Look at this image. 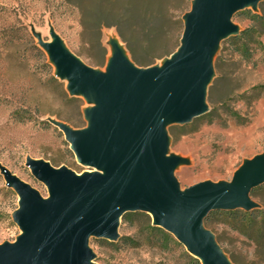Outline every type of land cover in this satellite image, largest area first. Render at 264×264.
Here are the masks:
<instances>
[{"label":"water","instance_id":"1","mask_svg":"<svg viewBox=\"0 0 264 264\" xmlns=\"http://www.w3.org/2000/svg\"><path fill=\"white\" fill-rule=\"evenodd\" d=\"M263 2L193 0L182 18L180 46L161 67H137L115 42L104 73L55 35L45 43L37 36L69 94L92 105L83 108L86 127L57 125L78 162L97 170L78 176L67 166L28 159L26 166L48 189L45 199L2 167L20 197L13 220L23 233L0 245V264H96L88 240H117L119 220L129 212L151 214L153 225L201 264H235L204 223L215 211L257 208L250 196L264 185V155L245 161L230 183L205 181L182 191L174 170L186 162L168 157L167 128L208 112L213 62L222 42L240 33L232 18Z\"/></svg>","mask_w":264,"mask_h":264},{"label":"rangeland","instance_id":"2","mask_svg":"<svg viewBox=\"0 0 264 264\" xmlns=\"http://www.w3.org/2000/svg\"><path fill=\"white\" fill-rule=\"evenodd\" d=\"M72 1L73 4L65 0H0V245L14 243L23 233L13 220L20 197L7 186L2 167L45 199L50 197L48 189L32 175L26 166L28 159L44 160L56 168L67 166L78 176L97 170L78 162L60 131L57 124L67 123L55 115H65L58 99L60 90L50 84L52 72L29 43L28 34L45 54L37 36L49 41L55 35L85 64L104 73L115 42H120L127 58L137 67L146 68L141 62L150 60L153 64L149 67H161L163 59L169 56L160 55L178 48L177 21L184 23L182 18L191 10L193 0H132L130 4L123 2L117 6L107 18L99 15L95 0ZM250 9L260 11L259 7ZM84 11L88 21L99 15V23L113 24L119 17H125L120 28L129 39L138 63L120 38L117 27L109 26L102 29L101 38L107 58L105 64L98 66L104 55L82 36ZM244 11L247 10L241 12ZM238 13L232 20L241 32L251 22L243 20ZM154 27L165 34L161 32L162 35L150 41L145 34ZM235 37L222 42L213 62L215 76L206 97L208 112L187 125L167 128L171 139L168 157L177 156L186 162L174 170L182 191L205 181L230 183L245 161L264 155V37L259 44L251 46L255 52L249 61L234 50ZM63 83L65 87L68 84ZM83 102L84 108L92 107L84 99ZM18 110L27 111L21 114L30 119L24 122L15 119ZM44 122L52 125L47 128ZM252 191L250 198L257 204L256 209L264 210V185ZM131 213L139 215L131 221L128 217ZM140 214H148L149 224L153 225L151 214L129 212L119 220V238L113 241L117 246L109 245L113 242L103 238L88 240L96 264H191L184 245L167 231L179 245L170 243L165 248L161 235L153 240L147 228L148 218ZM204 224L235 264H264V238L256 234L249 238L222 219L206 220ZM261 226L259 223L258 227Z\"/></svg>","mask_w":264,"mask_h":264},{"label":"trees","instance_id":"3","mask_svg":"<svg viewBox=\"0 0 264 264\" xmlns=\"http://www.w3.org/2000/svg\"><path fill=\"white\" fill-rule=\"evenodd\" d=\"M67 3L73 4L72 0H65ZM132 0H95V4L97 8H99V15L105 16L104 18L110 17L112 13L117 9V6H121L123 2L131 3ZM145 1H151L154 0H145ZM82 5V4H81ZM259 12H254L250 8L247 9V11L239 12L237 15H240L243 20H249L251 22V25L248 26L245 30L241 31L234 39V50L237 51L243 59L249 61L251 57L253 56L254 46L256 43L259 44L260 39L264 37V2L260 3L259 6ZM111 13V14H110ZM99 15L92 16L90 18V21L86 19V14L84 11V15L82 18V24H83V34L82 36L88 40V44H90L91 47H99L102 51V55H104V61L98 66H101L105 64L106 58H107V52L105 47L102 45V29L108 28L109 26L117 27L118 33L120 38L125 41L127 44L128 51L133 55L134 61L138 63L137 59L135 58V54H133L132 45L129 42V39L125 36V34L121 30V22L126 21L125 17H119L117 22L111 24V23H99ZM108 15V16H107ZM130 20V19H129ZM120 21V22H119ZM180 33H179V41L181 42L182 34L184 30V23L181 22L179 19L178 21ZM162 31L154 28H150L149 32L145 34V37L149 38L150 41H154L155 38L158 35L165 34ZM29 36V43L31 42L33 44L34 49L37 51V55L40 56L42 59H44V62L48 69L52 72V76L50 79V84L55 85L60 90L59 95V101L61 103V106L65 108V115L63 114H55L58 119L61 121H66L70 126H72L74 129L84 128L86 127V121L83 117V108H84V102L81 97H75L71 96L65 87L63 81L61 82L59 78H57L53 72V66L49 62L48 56L44 53V51L39 47V45L34 41L32 35L28 34ZM180 46V43L178 47ZM173 52L171 53H164L160 55L161 58H164L165 56H171ZM142 65L149 67L153 64V61H147V62H141ZM21 113H28L27 111H16L14 118L18 119L21 122H24L28 119H30V116H26ZM46 123L47 128L52 125L51 122H44ZM138 213H131L128 217L131 218L130 220H134L135 217H137ZM140 216H146L148 218V224L147 228L148 230L153 234V240H155L156 235H161L160 239L162 240V243L164 244L165 248H168L170 246V243L178 244L177 240H174L164 229L161 227H157L154 225H150V219L148 214H140ZM222 219L224 222H227L230 227L235 231H240L243 234L247 235L249 238H253V236L256 234L259 238H264V210H258L255 209L252 212L245 211L243 209H237V210H221L212 213L206 220L211 219ZM261 223V227H258V224ZM251 233V234H250ZM156 241V240H155ZM108 243V242H106ZM109 245H118L116 243H108ZM188 255L189 260L191 261V264H201V262L195 258L193 255Z\"/></svg>","mask_w":264,"mask_h":264},{"label":"bare ground","instance_id":"4","mask_svg":"<svg viewBox=\"0 0 264 264\" xmlns=\"http://www.w3.org/2000/svg\"><path fill=\"white\" fill-rule=\"evenodd\" d=\"M42 41L45 43L46 41H44L43 39H42ZM50 42H53V40L51 39V40H49ZM119 46L121 47V44H120V42H119ZM67 83H68V81H67Z\"/></svg>","mask_w":264,"mask_h":264}]
</instances>
